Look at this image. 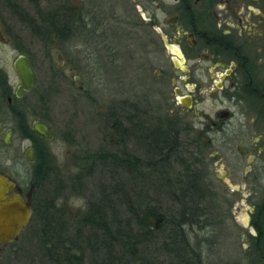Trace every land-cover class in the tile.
Masks as SVG:
<instances>
[{"label": "flooded vegetation", "instance_id": "obj_1", "mask_svg": "<svg viewBox=\"0 0 264 264\" xmlns=\"http://www.w3.org/2000/svg\"><path fill=\"white\" fill-rule=\"evenodd\" d=\"M68 3L81 9L75 24L80 31L74 33L72 23L57 25L63 34L53 30L49 37L31 31L33 43L22 37L21 22L8 21L0 8V173L16 182L8 195H21L32 207L20 236L38 207L55 196L50 191L56 175L51 142L60 112L55 98L69 91L63 82L72 72L90 68L89 59L99 62L100 73L118 76L126 66L121 61L129 66L136 59L148 61V87L158 89L153 104L148 89V121L173 126L180 142L195 140L208 148L221 142L230 149L232 141L264 140V0H114L111 8L97 11L88 0ZM40 48L42 60L35 54ZM75 58L80 66H73ZM20 60L34 74L30 87L17 68ZM75 81H84V75ZM86 88L78 86L81 92ZM40 124L51 138L35 129ZM239 149L253 164L245 168L246 177L255 174L264 183V147L258 155ZM253 209L257 213L243 223L248 227L243 239L235 241V256L219 264H264V197Z\"/></svg>", "mask_w": 264, "mask_h": 264}, {"label": "trees", "instance_id": "obj_2", "mask_svg": "<svg viewBox=\"0 0 264 264\" xmlns=\"http://www.w3.org/2000/svg\"><path fill=\"white\" fill-rule=\"evenodd\" d=\"M6 1L41 37L53 30L63 34L59 24L72 23L74 33L80 31L75 24L81 22V9L68 0H57L61 5L46 12L38 7L34 14L20 0ZM123 104L122 119L113 120L114 149L101 147L87 156L90 165L83 175H93L99 161L108 180L99 181L86 210L71 219L58 205L60 195L38 207L42 257L46 264H204L205 250L213 253L219 242L215 238L207 247L203 237H194L199 231L212 233L216 213L205 203L218 197L210 182L208 145L180 142L173 126L151 125L148 108L130 100ZM130 138L142 153L128 149ZM82 177L81 172L79 181Z\"/></svg>", "mask_w": 264, "mask_h": 264}, {"label": "rangeland", "instance_id": "obj_3", "mask_svg": "<svg viewBox=\"0 0 264 264\" xmlns=\"http://www.w3.org/2000/svg\"><path fill=\"white\" fill-rule=\"evenodd\" d=\"M20 1L22 8L33 12V14L36 13L38 7L46 12L60 2L57 0ZM113 1L88 0V4L97 11L102 5L111 8L114 6ZM0 5L8 21L21 22L24 28L22 37L32 40L29 42L33 43L36 35L31 32V27L15 17L6 0H0ZM124 5L127 6V4ZM119 6L122 7L123 4L120 2ZM123 14L124 12H121V15ZM111 21L114 22L113 19ZM35 54L38 60H42L44 57L41 48L36 50ZM76 59L78 58L73 61V66H80L81 62ZM124 61L121 62L126 66L120 69L122 73L118 76L115 73L108 75L100 73L99 62L89 59L90 68L86 71L75 70L72 72V76L63 82V86L67 87L69 91L66 93L61 91L62 94H56L55 102L60 107V112H58L55 128L56 138L51 142L52 164L56 166V175L50 191L55 196L60 195L58 205L71 219L85 211L87 201L98 194L99 181L108 180L107 173L103 170L104 165L99 161L94 174L90 177L86 176L83 170L86 169L87 164L90 165V160L87 159L88 154L97 152L101 147L114 149L110 145L112 137H114V130L110 122H113L115 118L122 119L124 115L121 111L122 105H124L123 101L130 100L148 108V102L151 99L148 94L149 89L152 95V104L155 103L153 98L158 89L154 88L152 91L148 87V61L136 59L132 61L131 66ZM46 62L49 65L50 61ZM152 64L150 76L154 81L158 64L156 61H153ZM180 64H183L182 61ZM57 65L60 63L57 62ZM81 74L84 75V81L76 82L75 78ZM102 82L105 87L102 86ZM80 85L87 87L84 92L79 91L78 86ZM260 139L257 136L250 141H232L230 149L223 147L221 142H214L206 150V160L212 173L210 182L213 184V190L218 193V197L212 202L207 200L205 203L208 207L215 209L216 213L211 220L212 233L199 231L195 232L194 237H203L207 247L212 245L215 237L219 239V242L213 243L215 247L213 253L208 254V249L205 250L204 264H219L233 259L238 249L237 245H239L235 241L242 240L243 232L248 228L244 227L243 223L250 222L251 214L257 213V210L253 209V204H259L263 200L264 188L261 186L264 183L262 181V184L258 183L255 174L246 177L245 168L253 164L249 162L247 156L241 154L239 149V146H242L247 150L248 155H258V149L264 147V140ZM257 144L261 146H255ZM127 145L132 152H143L134 138L128 139ZM253 162L254 165L257 164V157ZM81 172L83 177L79 181ZM83 173L85 174L83 175ZM152 191L154 190L152 189ZM148 193L150 192L148 191ZM151 197L156 196L152 194ZM39 223L38 218H35L28 230L23 232L17 241L7 245L0 252V264L47 263L40 253ZM239 235L241 236L239 237Z\"/></svg>", "mask_w": 264, "mask_h": 264}, {"label": "water", "instance_id": "obj_4", "mask_svg": "<svg viewBox=\"0 0 264 264\" xmlns=\"http://www.w3.org/2000/svg\"><path fill=\"white\" fill-rule=\"evenodd\" d=\"M17 68L26 86H32L34 74L28 62L26 60L18 61ZM35 129L44 136L52 137L46 125L40 124ZM13 187H16V182L9 176L0 173V252L9 243L19 239L20 233L27 227L32 215L31 204L25 201L21 195H8V189Z\"/></svg>", "mask_w": 264, "mask_h": 264}]
</instances>
